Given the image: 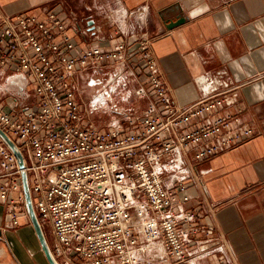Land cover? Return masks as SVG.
Here are the masks:
<instances>
[{"label":"built area","instance_id":"2783aa9c","mask_svg":"<svg viewBox=\"0 0 264 264\" xmlns=\"http://www.w3.org/2000/svg\"><path fill=\"white\" fill-rule=\"evenodd\" d=\"M68 30L56 10L40 18L0 7V74L28 79L36 97L34 107L0 106V128L24 155L35 212L54 236V257L64 264H197L204 242L193 238L189 183L200 182V162L255 136L228 110L233 90L177 104L152 40L141 38L152 90L138 93L153 98L140 116H125L128 126L117 121L102 131L85 116L76 76L105 68L114 83L135 76L131 43L78 48ZM116 91L97 90L90 110ZM22 190V168L0 137V201L14 226L29 219Z\"/></svg>","mask_w":264,"mask_h":264},{"label":"crops","instance_id":"0c3cea01","mask_svg":"<svg viewBox=\"0 0 264 264\" xmlns=\"http://www.w3.org/2000/svg\"><path fill=\"white\" fill-rule=\"evenodd\" d=\"M0 7L40 18L56 10L66 18L78 48L131 43L128 58L136 64L135 76L114 83V72L106 68L76 76L77 90H129V97L144 102L138 104L141 113L126 112L110 120L109 128L117 121L128 126L125 116H140L153 98L138 93L152 90L138 47L141 38L152 40L158 68L177 104L233 90L228 110L250 125L255 136L198 164L203 173L199 183H189L186 206L196 216L193 238L204 242L197 264H264V0H0ZM177 16L186 21L169 29L167 22ZM91 19L94 33L88 30ZM7 79L16 96L0 106L34 107L32 83ZM7 211L0 201V264H49L30 219L22 216L14 226ZM218 245L222 251L215 249Z\"/></svg>","mask_w":264,"mask_h":264},{"label":"rangeland","instance_id":"374dc122","mask_svg":"<svg viewBox=\"0 0 264 264\" xmlns=\"http://www.w3.org/2000/svg\"><path fill=\"white\" fill-rule=\"evenodd\" d=\"M97 90H80L81 93V99L83 100V107H84V113L87 119H91L95 122V124L98 125L99 128L104 130H109L108 123L110 120L118 118L128 113H141L143 108H139V105H143V101L136 100V95L131 94L129 97V90H117L116 93H114L111 98L113 101H109L108 106H104L96 111H91L88 103L92 97V95ZM15 89L12 87V84L10 80L7 79V77L1 78L0 77V104L6 105L8 103H11L12 97L16 96ZM4 107V106H2ZM45 232V235L47 237L48 243L50 247L54 243V236L52 234V231L50 227H46L43 229ZM60 264V261H58Z\"/></svg>","mask_w":264,"mask_h":264},{"label":"water","instance_id":"95a60500","mask_svg":"<svg viewBox=\"0 0 264 264\" xmlns=\"http://www.w3.org/2000/svg\"><path fill=\"white\" fill-rule=\"evenodd\" d=\"M185 21H186L185 18L181 16H177V19L175 21L171 20L167 22V27L169 29H173L174 27H177L183 24ZM87 24L89 26L88 30L94 33L95 32L94 20L92 19L89 20ZM0 137L7 144V146L13 151V153L16 155L19 165L22 168V187H23V194L25 197V204H26L27 212L29 215V219L35 229L36 235L41 244L45 257L47 261L49 262V264H60L57 261V259L54 257L51 251V248L48 243L45 232L39 222V219L34 209L33 199H32V194H31V189H30V182H29V173L26 170V161H25L24 155L21 152L20 148L17 146V144L13 141V139H11L8 136V134L5 133L1 128H0Z\"/></svg>","mask_w":264,"mask_h":264}]
</instances>
